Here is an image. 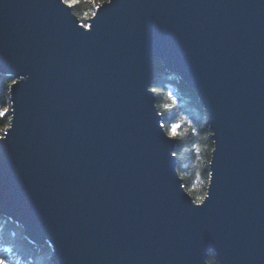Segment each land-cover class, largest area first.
<instances>
[{"label":"water","instance_id":"95a60500","mask_svg":"<svg viewBox=\"0 0 264 264\" xmlns=\"http://www.w3.org/2000/svg\"><path fill=\"white\" fill-rule=\"evenodd\" d=\"M192 90L213 149L195 203L151 90ZM0 217L51 264H264V0H0Z\"/></svg>","mask_w":264,"mask_h":264},{"label":"trees","instance_id":"16d2710c","mask_svg":"<svg viewBox=\"0 0 264 264\" xmlns=\"http://www.w3.org/2000/svg\"><path fill=\"white\" fill-rule=\"evenodd\" d=\"M107 0H95L102 4ZM85 0L71 8L80 23L86 26L87 20L94 14ZM12 79L0 75V110L8 111L0 116V137L9 126L11 110L9 86ZM151 90L161 117L164 131L175 140L174 156L177 174L182 185L195 203H200L206 194L209 180V163L213 149L210 132L207 131V116L192 90L187 88L178 77L166 73L154 61V81ZM174 101V103H173ZM172 125H178L175 135H170ZM198 198H202L198 202ZM5 248L11 251H4ZM51 249L47 243L37 246L29 243L20 227L8 219L0 217V255L7 257L10 264H51ZM207 264H217L210 256Z\"/></svg>","mask_w":264,"mask_h":264},{"label":"snow or ice","instance_id":"6c2138e0","mask_svg":"<svg viewBox=\"0 0 264 264\" xmlns=\"http://www.w3.org/2000/svg\"><path fill=\"white\" fill-rule=\"evenodd\" d=\"M61 2L63 4H65L68 8H73L77 5V3L80 2V0H61ZM85 2L89 3L92 8L101 7V4L96 3L95 0H85ZM173 103H174V101H173ZM7 111H8L7 108L0 110V116H3L5 113H7ZM177 127H178V125H172L170 130H169V134L175 135ZM0 139H3V137H0ZM189 194H191V192H189ZM200 199H202V198H198V202ZM4 251H11V249L5 248ZM0 264H10V261L7 257L0 255Z\"/></svg>","mask_w":264,"mask_h":264}]
</instances>
